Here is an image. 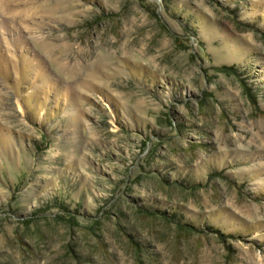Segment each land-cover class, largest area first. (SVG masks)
Here are the masks:
<instances>
[{"label": "rangeland", "instance_id": "374dc122", "mask_svg": "<svg viewBox=\"0 0 264 264\" xmlns=\"http://www.w3.org/2000/svg\"><path fill=\"white\" fill-rule=\"evenodd\" d=\"M0 264H264V0H0Z\"/></svg>", "mask_w": 264, "mask_h": 264}, {"label": "bare ground", "instance_id": "6f19581e", "mask_svg": "<svg viewBox=\"0 0 264 264\" xmlns=\"http://www.w3.org/2000/svg\"><path fill=\"white\" fill-rule=\"evenodd\" d=\"M11 2H14V1H11ZM9 7H11V6H9ZM6 11V10H5ZM12 12V11H11ZM15 16V15H14Z\"/></svg>", "mask_w": 264, "mask_h": 264}]
</instances>
